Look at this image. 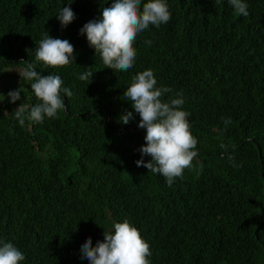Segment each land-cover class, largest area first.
I'll list each match as a JSON object with an SVG mask.
<instances>
[{
	"label": "trees",
	"instance_id": "1",
	"mask_svg": "<svg viewBox=\"0 0 264 264\" xmlns=\"http://www.w3.org/2000/svg\"><path fill=\"white\" fill-rule=\"evenodd\" d=\"M113 2L0 0V82L6 94L21 91L0 102V241L22 251L20 264H90L82 244L91 237L95 247L127 220L150 264H264V0H245L246 17L229 0H165L170 20L137 35L127 71L107 68L80 34ZM63 7L76 18L62 29ZM46 31L73 45L74 62L35 60ZM29 63L59 75L73 96L61 92L56 118L36 123L26 112L21 125L14 110L40 102L19 74ZM146 69L172 89L165 102L182 94L197 139L192 167L171 186L135 163L146 130L124 92ZM85 72L93 76L82 81Z\"/></svg>",
	"mask_w": 264,
	"mask_h": 264
},
{
	"label": "clouds",
	"instance_id": "2",
	"mask_svg": "<svg viewBox=\"0 0 264 264\" xmlns=\"http://www.w3.org/2000/svg\"><path fill=\"white\" fill-rule=\"evenodd\" d=\"M229 4L238 15L248 16L245 0H229ZM101 12V17L87 22L80 29V34L86 35L89 46L100 54L107 68L119 71L133 67L136 59L133 45L137 35L149 25L159 27L171 18L165 0H148L142 10L141 0H114ZM56 18L63 29L76 17L71 7H63ZM35 60L52 68L66 66L75 61L74 47L67 39L53 38L46 31L35 50ZM19 74L28 81H34L30 87L40 101L30 108L22 103L14 110L21 125L26 112L27 119L36 123H42L46 117L56 118L58 112L66 108L61 92L67 97L73 96L72 90L62 87L59 75H41L34 64H27ZM92 76L93 73L85 72L79 79L84 81ZM156 85L153 70H143L131 77L124 96L141 118L138 127L146 130L145 144L139 149L141 159L135 162L137 167L143 166L152 173L163 175L171 186L176 177H182L185 168L192 167V161L198 155L195 150L197 139L190 131V114L182 110V94L177 93L165 102L162 97L172 89ZM20 93V89L9 91L10 102L19 100ZM133 119L131 111L120 117L125 125ZM222 119L225 126L231 123L230 118ZM144 156H150L151 160L145 162ZM228 159L233 160L234 157L229 156ZM103 235L104 240L97 241L95 247L91 237L82 244V259L86 258L90 264H150L149 244L129 221L114 223V231H104ZM24 259L22 251L13 243L0 241V264H20Z\"/></svg>",
	"mask_w": 264,
	"mask_h": 264
},
{
	"label": "rangeland",
	"instance_id": "3",
	"mask_svg": "<svg viewBox=\"0 0 264 264\" xmlns=\"http://www.w3.org/2000/svg\"><path fill=\"white\" fill-rule=\"evenodd\" d=\"M11 72H13V71H11ZM6 87H7V85L0 82V102L3 101L7 96V94L5 93Z\"/></svg>",
	"mask_w": 264,
	"mask_h": 264
},
{
	"label": "water",
	"instance_id": "4",
	"mask_svg": "<svg viewBox=\"0 0 264 264\" xmlns=\"http://www.w3.org/2000/svg\"><path fill=\"white\" fill-rule=\"evenodd\" d=\"M64 111H65V109H64Z\"/></svg>",
	"mask_w": 264,
	"mask_h": 264
}]
</instances>
